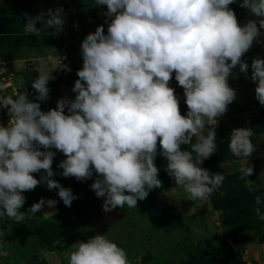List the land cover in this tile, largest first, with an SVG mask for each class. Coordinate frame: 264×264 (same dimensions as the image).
I'll use <instances>...</instances> for the list:
<instances>
[{"label": "clouds", "instance_id": "9594fccd", "mask_svg": "<svg viewBox=\"0 0 264 264\" xmlns=\"http://www.w3.org/2000/svg\"><path fill=\"white\" fill-rule=\"evenodd\" d=\"M234 3L237 0H92L95 7L106 6L102 15L107 32L98 25L81 42L83 63L72 88L74 99L62 97L55 108L41 110L40 102L50 98L52 72H71L62 61L32 82L31 99L27 90L16 98L0 97V110L10 118L6 126L0 124V223L19 224L45 205L54 208L56 200L41 198L21 211L23 193L41 184L58 190L60 200L71 207L77 197L53 179L57 174L80 182L95 174L90 188L103 199L104 212L125 205L137 208L138 201L162 187L158 155L188 200L207 202L225 177L201 165L216 154L215 127L237 98L229 85L234 69L256 85L255 99L264 106V59L254 58L251 65L243 60L254 42L264 43L259 40L264 35V0H240L239 6L257 18L244 25L230 7ZM66 20L62 7L34 17L25 13L24 32L59 36ZM173 76L183 89L186 114L170 86ZM19 83L23 85L22 78ZM253 135L251 128H236L229 143L232 155L245 160L240 179L250 193L258 189L249 179L254 166L248 159L256 151ZM57 152L65 157L57 165L59 173L52 167ZM255 204L256 216L264 221L261 196L255 197ZM72 247L68 264H128L124 249L104 234Z\"/></svg>", "mask_w": 264, "mask_h": 264}, {"label": "rangeland", "instance_id": "374dc122", "mask_svg": "<svg viewBox=\"0 0 264 264\" xmlns=\"http://www.w3.org/2000/svg\"><path fill=\"white\" fill-rule=\"evenodd\" d=\"M49 1L47 5L50 7ZM68 1L63 0L62 2V0H58V5H63L65 8L67 5L64 4H68ZM56 4L57 1L53 0V5L55 6ZM77 37L80 40L78 49L81 51L82 40L80 30ZM51 41L56 42L52 39ZM73 65L74 62L69 66L71 72L75 70V67H72ZM80 68H82V64H79V67L77 66L74 74L75 77ZM64 72L61 70L62 78ZM71 72H67V75H71ZM5 87L4 91L0 89V92L3 91L4 96L16 98L19 95L18 88L14 82L11 84L7 83ZM0 88L2 87L0 86ZM56 96L57 92L47 101L40 102L41 110L46 112L49 109L55 108ZM0 111L2 112V110ZM2 114L3 117L7 115L4 112ZM6 124L7 122L3 121V125L6 126ZM207 130L208 125H206L205 134ZM53 151L56 150L53 149ZM63 159H65L64 155L57 152L52 165L54 172L59 173L62 171V169L57 168V165ZM228 163L232 164L233 162L215 165V173L225 175L237 172L233 169L231 170L232 167L234 168V163L231 168L226 166V171L224 172L218 169V167ZM205 165L207 164L204 162L203 166ZM34 175L39 179L41 173ZM53 179L57 180L62 186L71 188L73 195L79 197L78 202L75 201L77 198L74 200V212H70L69 219L72 231L60 241H56L53 244V250L40 245L39 237L41 235L39 236L38 226L47 224L51 220L53 221L52 218L57 213V209H59L57 206L49 208L45 205L41 212L35 216L26 215L25 219L19 224L11 221L0 223V249L7 250L6 254H3V250H0V257H2L0 258V264H13L9 260L13 250L12 247H15L17 251L18 244L21 242L24 243L21 245L23 248L19 249L18 253L24 257L22 260L26 264H68L70 253L75 251L72 245L80 241L87 242L90 237L96 234H104L107 239L124 249L127 254L128 264H179L188 257L189 253H198L203 250L210 253L211 249H213L215 251L213 254L216 257H221L233 245L232 242L226 239L233 241L232 238L235 239L239 234L237 226L225 223L220 212H214L209 200L204 203L199 200L190 201L188 200V194L182 187L177 186L171 189H164L154 193V195L149 193L145 200L138 201L137 208H129L125 205L123 209L117 207L111 212H104L102 209L103 199L97 198L94 191L90 193L89 206H86L80 200L81 192L77 190L78 184L81 183L80 181H77L73 177L65 178L59 174L55 175ZM88 181L90 179L85 182ZM82 183L85 184L84 182ZM92 183H89V185L85 184V186H89V190H91L90 185ZM257 190L264 191V189ZM23 195L26 197V203L21 211L24 212H27L31 205L39 202L41 198L46 200L59 198L58 190L49 191L45 184L38 185L34 191L24 192ZM57 202L60 205L63 204L62 200H58ZM165 206H171L178 211L183 223L181 228L176 227L163 216L162 208ZM263 229L264 227L254 229L256 231L259 230V234H262L260 236L261 242H264ZM252 242H256V238H252ZM242 252H244L247 264H254V262L260 264L262 261L264 262L257 249L248 247ZM258 254L260 256L259 259H257ZM40 255L43 257L42 261L39 259Z\"/></svg>", "mask_w": 264, "mask_h": 264}, {"label": "crops", "instance_id": "0c3cea01", "mask_svg": "<svg viewBox=\"0 0 264 264\" xmlns=\"http://www.w3.org/2000/svg\"><path fill=\"white\" fill-rule=\"evenodd\" d=\"M56 1L57 4L54 6L53 0H50L49 7V5H47L48 0H0V32H4L1 30L5 27L3 26L5 18L8 20L6 23L8 28L9 24H11L10 21H12L10 17L25 15V13L34 17L41 12L46 13L50 8L55 9L57 7H62L65 10V15H67V8H64L63 5H58V0ZM239 3L240 0H237V3H234L233 5L239 6ZM241 9L243 15L241 18H237L241 25L246 24L250 19H257L255 16L251 15L247 9ZM19 19L20 18L14 20L15 24L13 25V29L15 31H18L20 28L19 22L22 24ZM23 21L25 25V20ZM47 31L51 32L52 30L48 29ZM261 32L264 33V29H261ZM78 33L79 29L76 26L71 27L70 25L65 24L64 32L59 36L54 37L47 35L49 38L54 37V41H56H48L50 44L49 47L24 45L7 46L8 44H4V38H6L5 36H11V34L0 33V81L2 82L0 84L2 88L0 89L4 91L6 89L5 85L13 82L18 88L22 73L37 71L39 75H42L45 72L57 68L61 61L68 66L72 65L74 62L72 67H75L76 70L77 66L79 67V64L83 63V61H81V51L78 49V45L80 44V40L77 37ZM259 40L264 41V35L259 37ZM257 57L264 59V43L254 42L252 48L243 57V60L251 65L252 60ZM75 70H73L69 76L67 75V72L63 71V78L67 80V82L74 81L73 79L78 78L74 75ZM56 71L57 70H54L52 74L56 73ZM233 72L235 75L234 77L229 78V85L236 90L237 98L228 106L226 114L219 118L218 124L215 127L216 133L223 135L225 138H230L232 130L236 128H251L258 130L264 127V106H261L255 99L256 85L250 79H246L244 74L239 73L238 68L234 69ZM250 74L251 69L249 68V76ZM170 86L175 89L180 100H184L183 89L178 86L175 79H172ZM3 91L0 92V97H8L7 95L4 96ZM2 112L7 114L6 110H2ZM2 112L0 111V124H3V121L9 123L10 118L8 115L3 117ZM252 138L256 151L255 154L248 159V164L254 166L251 181L257 185L258 189H264V131L254 134ZM233 163L234 168L231 163H228L218 167V169L221 171L223 170L224 172L226 171L225 167L228 166L229 168L232 167L231 170L239 171L240 167L245 164V160L240 159ZM260 236H262V234H259V230H251L239 233L233 241L230 239L226 240L232 242L233 245L230 247L242 254L244 253L242 251L248 247L251 249H257L259 254H261L262 259H264V242H261ZM252 238H256V242H252ZM23 244V242L18 244V250L23 248V246H21ZM12 248L11 258L9 260H11L13 264H26L22 260L24 257L18 253V250L16 251L15 247ZM0 250H3V254L7 253V250L5 249ZM259 254L257 259L260 258ZM39 259L42 261L43 257L40 255ZM254 264L256 263L254 262ZM260 264H264V262L262 261Z\"/></svg>", "mask_w": 264, "mask_h": 264}, {"label": "trees", "instance_id": "16d2710c", "mask_svg": "<svg viewBox=\"0 0 264 264\" xmlns=\"http://www.w3.org/2000/svg\"><path fill=\"white\" fill-rule=\"evenodd\" d=\"M69 4V6H68ZM67 5V20L66 25L75 26L78 25L80 30L81 40H83L87 34L90 32H94L98 25L103 24L105 28V33L107 32V24L105 23V17L102 15L105 12L106 6L95 7L92 4V0H69ZM230 7L234 10L237 18H241L243 15L242 9L236 5H230ZM24 15V14H23ZM13 16L10 17L12 21L7 28L6 23L8 22L7 18H5V22L3 24V29L0 32L3 34H11V36H5V43L7 46H44L49 47V42L51 38L47 35H41L39 37L25 34L24 32V19L23 16ZM4 17V16H3ZM2 17V18H3ZM19 20L22 22L20 24V28L18 31L13 29V25L15 24L14 20ZM50 39V40H49ZM52 42V41H51ZM55 79L50 80L48 87L50 89L49 96H53L59 89L61 82H65V84L70 85L72 88L74 86V81L67 82L64 78H62L61 71H57L52 74ZM39 77V73L37 71H28L21 74V78L23 79V85L19 84L18 86V94H22L25 90L30 93V99L34 95V91L31 87L32 82ZM75 97V93H73ZM180 109L183 114L187 112V105L184 103V100H180ZM253 133H260L264 131V127L258 130L252 129ZM194 142V141H193ZM251 142L253 143V138L251 137ZM230 138H225L223 135L217 133L216 144H217V152L210 158L206 159L204 162L207 164L203 166V168L208 169L210 172L215 173L214 167L215 165L226 163V162H235L243 158H237L232 155L229 149ZM182 149H186L187 146L182 145ZM190 150V146L188 147ZM255 152L251 155L253 156ZM195 155V154H194ZM203 162V163H204ZM156 166L160 169L159 179L162 182L161 188H156L150 191V194L157 193L158 191L164 189H171L177 187L172 178H170L165 171L166 161L157 156L156 158ZM225 179L223 181L222 186L213 192L209 201L214 211L220 212L222 219L225 223L230 225H235L239 228L238 233L250 231L254 229H260L264 227V221L258 219L255 214V208L257 207L255 204V197L261 196L262 200H264V191L263 190H255L250 193L248 189L245 187V181L240 179V172H232L224 175ZM95 174L90 181L85 182V184L89 185V183L94 182ZM251 180V176L249 177ZM82 182L78 184L77 190L81 192V199L86 206H89V196L90 193L93 192L89 190V186H85ZM76 202L79 201V197L76 195ZM55 200H60L56 198ZM74 200L73 204L70 208L64 205H60L57 203V213L53 216V221L47 222V224H42L38 226L39 229V242L40 245L44 248L53 250V244L70 234L72 231L71 223H70V212H74ZM63 202V201H62ZM85 206V207H86ZM72 209V211H70ZM264 211V207L261 209ZM162 213L165 218L170 220L176 227L181 228L182 219L178 211L171 207L165 206L162 208ZM234 239V238H232ZM215 251L211 249L210 253L203 250L198 253H189L188 257L181 261L179 264H246V260L242 253L228 248L225 254L221 257H216L213 253Z\"/></svg>", "mask_w": 264, "mask_h": 264}, {"label": "built area", "instance_id": "2783aa9c", "mask_svg": "<svg viewBox=\"0 0 264 264\" xmlns=\"http://www.w3.org/2000/svg\"><path fill=\"white\" fill-rule=\"evenodd\" d=\"M51 39L54 40V37H51ZM62 97H65L68 99H74L72 87L68 86L65 83H61L59 86V89L57 91V96H56V103H57V100L62 98ZM55 107H56V105H55Z\"/></svg>", "mask_w": 264, "mask_h": 264}]
</instances>
